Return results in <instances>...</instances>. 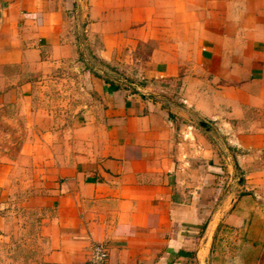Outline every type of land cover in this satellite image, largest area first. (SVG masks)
Wrapping results in <instances>:
<instances>
[{
    "label": "crops",
    "instance_id": "0c3cea01",
    "mask_svg": "<svg viewBox=\"0 0 264 264\" xmlns=\"http://www.w3.org/2000/svg\"><path fill=\"white\" fill-rule=\"evenodd\" d=\"M76 10L0 0V80L82 65ZM82 13L86 51L109 74H84L73 120L0 87L29 109L23 143L52 209L44 264H88L95 242L112 264H264V0H84ZM205 116L233 136L225 154L196 131ZM7 168L0 196L24 171Z\"/></svg>",
    "mask_w": 264,
    "mask_h": 264
},
{
    "label": "rangeland",
    "instance_id": "374dc122",
    "mask_svg": "<svg viewBox=\"0 0 264 264\" xmlns=\"http://www.w3.org/2000/svg\"><path fill=\"white\" fill-rule=\"evenodd\" d=\"M87 57L95 66L105 67L101 62L95 61L89 52ZM79 58L82 64L79 67L62 63L51 65L45 70L47 76L44 77L43 74L41 79H35L29 72L20 70L27 75L20 79H2L0 87L8 89L15 86L21 94L33 91L35 97L31 98L35 100V104L41 105V116L44 118L53 116L60 124L73 120L78 115L79 104L86 102L90 97V81L84 78V74L90 71L103 78L105 75L91 67L81 53ZM116 73L126 77L120 72ZM128 80L134 81L129 78ZM11 103L9 95L0 97V168L7 165V169H10L18 165L23 166L24 171L14 177V184L11 183V187L0 196V264H44L46 239L43 235V221L52 215V209L44 203L48 194L46 185L36 184L35 171L38 168L35 162H31L29 154H26L31 153L32 146L23 143V139H28L31 131L27 126L29 109L27 111L26 107L24 110H18L20 102H17L16 107L11 106ZM196 121V131L213 139L219 152L225 154L226 147L222 139L233 136L223 133L226 132V127L222 125L221 120L213 121L205 116ZM229 150L236 157V145L230 144ZM21 153L27 155L25 160L23 157L19 158ZM231 176V184L235 186L232 191H236L239 179H236L235 175V179Z\"/></svg>",
    "mask_w": 264,
    "mask_h": 264
},
{
    "label": "water",
    "instance_id": "95a60500",
    "mask_svg": "<svg viewBox=\"0 0 264 264\" xmlns=\"http://www.w3.org/2000/svg\"><path fill=\"white\" fill-rule=\"evenodd\" d=\"M84 0H77V10H76V19H77V29H78V47H79V50H80V53L82 54V56L84 57L85 61L91 66L93 67L95 70H97L98 72H102L103 74L107 75L109 74L108 72H106L105 70L101 69L100 67H97L95 66L91 59L87 57V51H86V46H85V39H84V36H85V26H84V19H83V13H82V2ZM111 77L123 82V83H126L128 85H131L135 88H137L138 90L144 92L140 87H138L135 82L133 81H130L128 79H125L123 77H119L115 74H110ZM145 93V92H144ZM205 121V120H204ZM226 149H227V145H225ZM230 152V150H229ZM233 155L231 154L230 157H231V161H234Z\"/></svg>",
    "mask_w": 264,
    "mask_h": 264
},
{
    "label": "built area",
    "instance_id": "2783aa9c",
    "mask_svg": "<svg viewBox=\"0 0 264 264\" xmlns=\"http://www.w3.org/2000/svg\"><path fill=\"white\" fill-rule=\"evenodd\" d=\"M88 264H112L108 246L102 242L93 243Z\"/></svg>",
    "mask_w": 264,
    "mask_h": 264
}]
</instances>
